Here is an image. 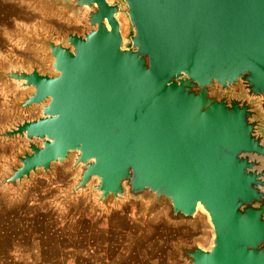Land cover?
Segmentation results:
<instances>
[{
	"label": "water",
	"instance_id": "1",
	"mask_svg": "<svg viewBox=\"0 0 264 264\" xmlns=\"http://www.w3.org/2000/svg\"><path fill=\"white\" fill-rule=\"evenodd\" d=\"M88 31L35 41L52 75L0 68L40 116L0 132L25 142L0 189L20 193L71 161L69 197L104 209L147 201L172 222L206 216L208 245L187 264H264V0H59ZM127 20L123 32L120 17ZM239 85L243 97L213 92Z\"/></svg>",
	"mask_w": 264,
	"mask_h": 264
},
{
	"label": "rangeland",
	"instance_id": "2",
	"mask_svg": "<svg viewBox=\"0 0 264 264\" xmlns=\"http://www.w3.org/2000/svg\"><path fill=\"white\" fill-rule=\"evenodd\" d=\"M57 1L59 0H0V68L14 65L24 66L28 70L34 66L39 69L36 65L31 66L35 61L42 69L39 70L41 73L53 74L48 68L50 60L46 58L47 51L35 41L49 36L53 40L63 41L68 33L82 34L89 30L84 22L85 12H80L74 19L72 14L55 5ZM120 21L123 32L126 33L127 20L121 16ZM36 49H39L38 53ZM4 87L13 89L11 96L3 92ZM233 89L244 93L239 85L227 91L218 90L217 85L213 86V92L223 96L243 97L236 95ZM27 94V91H16L14 85L0 83V113L5 109V104L17 113L10 122L3 121L1 117L3 114H0V132L11 123L40 116L41 107H34L28 111L14 109ZM259 120L260 132L264 134L263 114H259ZM1 142L11 141L0 140ZM17 142L21 144V149L16 153L26 145L25 142ZM14 155L11 161L4 163L3 172L0 170V179L7 172L6 164L13 162ZM70 166L71 161L64 165H54L49 178L38 171L33 176V182L24 184L20 193L11 189H0V264H187L182 258L181 248H189L199 241L205 247L208 245L211 239L210 226L206 216L201 213L191 221L175 222L177 226L172 242L168 241L166 233L161 235L155 229L156 222L168 218V209L165 206L147 220L148 222L154 217V222L142 227V219L140 217V220H136L137 216L133 217L136 223L132 225L126 224L125 218L117 214L105 219L107 216L105 214L101 216V211L91 213L93 218L88 220L87 216L81 218L66 216L55 204L46 202L37 204L33 195L38 194L42 186L37 185L34 188L32 186L34 179H50L55 172L56 181L65 185L63 202L83 197L90 202V206L92 203L95 205V195L89 190L69 197L78 176ZM121 204H125L138 214L144 209L147 210L149 206L147 201L129 199L118 206ZM95 207L103 209L102 213H108L107 210L112 208L111 206L106 210L100 206ZM107 220L111 223V226H108L109 230H106ZM189 225L201 230L203 237L199 239L189 234Z\"/></svg>",
	"mask_w": 264,
	"mask_h": 264
},
{
	"label": "crops",
	"instance_id": "3",
	"mask_svg": "<svg viewBox=\"0 0 264 264\" xmlns=\"http://www.w3.org/2000/svg\"><path fill=\"white\" fill-rule=\"evenodd\" d=\"M36 50L38 53L39 49H36ZM23 64H25V63H23ZM33 65L38 66L39 70L42 71V69L40 68V66L38 65L37 62H35V61L32 62L31 66H33ZM4 88L5 89L3 92L5 94L11 96L13 89L6 88V87H4ZM4 107H5V109L0 113V114H3L1 117L4 119L3 121H5V122L9 121L10 122L12 120V118L17 115V113L12 111V108L8 107L7 104H5ZM20 149H21V144L19 142H16V143H12V142L2 143L1 142L0 143V153H1L0 170H2V172L4 169L3 168L4 163L11 161L14 153L19 151ZM53 174L54 175L51 176L50 179H46V178H41L40 180L37 178L34 179V183L32 185L34 188L37 185L42 186V188L38 190L39 193L33 195V199L37 204H38V202H40V203L46 202V203H50L52 205L55 204V206L58 209H60V211H62V213L66 216L70 215L71 217H80V218L82 216L83 217L87 216L88 220L93 218L92 217L93 215L91 213L94 214L98 211H101V216L103 214H105L107 216V217H105V219H108V216H112L113 214H117L120 217H124L126 224H130V225H132L133 223L134 224L136 223L135 221H133V220H135V218H133V217H136V216H137L136 220H140V217H141V219H142L141 226L142 227L146 226L149 222L150 223L154 222V217L152 219H150V221H148V222L145 220L144 214H145L146 209H144L143 212H140L138 214V213H135V211H133V209H130L125 204H121L120 206H118L116 208H114V207L110 208L109 210H107L108 213H102L103 209H101L99 207H95V205L93 203L90 206V202L83 199V197H75L74 199L69 200V202H63V199H62L63 194L66 192L65 187H64L65 185L62 182H57L56 178H55L56 173L54 172ZM90 224L95 225L96 223H90ZM110 224L111 223H108V220H107V227L108 226L110 227L111 226ZM176 226H177V223L170 221L168 218H166L164 221H159V222L155 223V229H156L157 233H159L161 235H165V233H166L168 241H172V242L175 239L174 233L176 231ZM109 227L106 230H109ZM188 227H189V230H188L189 234H191V235L193 234V236H197V237H199V239L202 238L201 237L202 236L201 230L196 229V228H192L190 225ZM120 232H122V231H120ZM195 244L203 246V244L200 241L195 242ZM173 262H174V260L171 263H173Z\"/></svg>",
	"mask_w": 264,
	"mask_h": 264
},
{
	"label": "built area",
	"instance_id": "4",
	"mask_svg": "<svg viewBox=\"0 0 264 264\" xmlns=\"http://www.w3.org/2000/svg\"><path fill=\"white\" fill-rule=\"evenodd\" d=\"M239 88V87H238ZM218 90H221V88L218 86ZM234 90V89H233ZM235 91V90H234ZM235 94L236 95H243L241 92H240V90L239 91H235Z\"/></svg>",
	"mask_w": 264,
	"mask_h": 264
},
{
	"label": "bare ground",
	"instance_id": "5",
	"mask_svg": "<svg viewBox=\"0 0 264 264\" xmlns=\"http://www.w3.org/2000/svg\"><path fill=\"white\" fill-rule=\"evenodd\" d=\"M203 237V236H202Z\"/></svg>",
	"mask_w": 264,
	"mask_h": 264
}]
</instances>
